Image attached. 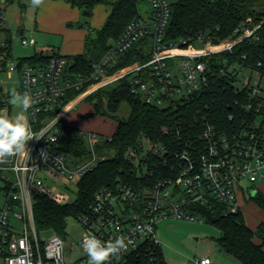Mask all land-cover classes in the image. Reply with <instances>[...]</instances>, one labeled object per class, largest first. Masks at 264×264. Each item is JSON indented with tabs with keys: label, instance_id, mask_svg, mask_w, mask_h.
<instances>
[{
	"label": "built area",
	"instance_id": "2783aa9c",
	"mask_svg": "<svg viewBox=\"0 0 264 264\" xmlns=\"http://www.w3.org/2000/svg\"><path fill=\"white\" fill-rule=\"evenodd\" d=\"M150 1L152 12L132 21L93 64L92 72L75 80L66 76L69 60L65 55L55 54L40 61L15 55L17 37L23 46H34L37 41L24 29H11L0 3V113L16 115L10 103L13 90L29 93L34 103L26 119L41 137L29 141L28 154L0 163V192L5 197L0 207V264H88L83 241L92 235L102 242L121 235L132 241L127 251L113 257L110 264H169L156 236L160 219L197 221L202 216L196 207L209 205L212 200L226 205V212L237 211L241 208L240 194L246 196L240 188L244 179L251 184L247 187L249 197L253 189L259 190L264 181V71L229 65V70L236 73L232 85L240 95L236 104L241 114L230 113L228 130H222L209 115H202L196 121V130L185 131L177 124L175 128L163 127L165 133L174 135V146L169 141L152 140L142 132L138 144L128 147L126 158L131 171L143 180L138 185L119 180L101 188L91 207L74 217L84 226L83 252L76 259H67L66 251L73 248V243L68 244L65 235H41L35 217V193L69 202L64 196H54L52 184L68 187L114 153L100 147L103 138H111L112 132L96 131L84 136L80 132L88 147V154L82 158L63 150L61 123L67 121L72 107L92 92L125 78L130 79L132 93L148 103L168 106L181 101L210 83L213 68L205 58L232 50L237 41L254 32L243 30L239 38L218 44L200 37L197 41L204 42L202 48L193 45L192 49L180 50L166 40L171 1ZM134 46L141 49L144 59L116 68L119 57ZM175 55L181 57V73H174L167 64ZM243 68H248L250 74L240 78ZM8 80L16 82L14 89H6ZM238 81H242V87L237 86ZM85 84L81 93L68 98L70 90ZM198 123L203 125L201 131ZM185 264H214V260L204 255Z\"/></svg>",
	"mask_w": 264,
	"mask_h": 264
},
{
	"label": "trees",
	"instance_id": "16d2710c",
	"mask_svg": "<svg viewBox=\"0 0 264 264\" xmlns=\"http://www.w3.org/2000/svg\"><path fill=\"white\" fill-rule=\"evenodd\" d=\"M7 1L12 3L15 0ZM68 1L90 11H93L96 4L108 2L107 0ZM170 1L172 14L166 31V40L180 50L192 49L200 37L218 44L239 38L243 30H254V32L237 41L232 50L220 51L205 58L213 68L210 72L213 74L210 83L188 98L168 106L148 103L134 95L129 78L102 87L86 96L85 99L93 105L92 114L109 116L117 122L111 138H103L100 143V147L114 153L78 180L77 196L73 201L61 203L45 193H35L34 210L39 229H51L65 235L68 219L87 211L101 188L119 180L138 185L143 178L131 171L126 151L129 146L138 144L142 132L152 140H165L172 145L174 135L171 134L172 132L168 134L163 131L165 125L175 128L177 124L185 131L194 128L196 130L199 128H196L197 119L202 115H209L222 130H228L232 123V120H229L230 113L241 114L236 104L240 95L235 92L232 85L236 73L229 70V65L259 68L264 71V0ZM141 2L143 0L110 2L111 13L95 35H88L84 52L66 56L69 60L66 76L75 80L80 75L90 74L93 64L110 49L112 42L124 33L132 21L142 15ZM184 39L186 42H183ZM51 55L37 52L25 59L48 60ZM119 58L116 68L130 65L144 59V56L141 49L134 46ZM260 63L262 65H259ZM222 67L226 69L225 72L221 71ZM234 67L238 70L236 66ZM86 86L85 84L81 89L70 90L68 98L76 97ZM123 102H128L131 106L127 118L118 115ZM199 126L201 131L203 125ZM61 127L60 142L63 150L77 158L87 155L88 147L80 132L74 130L68 120L62 122ZM244 199L255 202L264 210V192L261 190ZM195 210L221 230V235L217 239L219 247L234 255L239 264H264V220L253 227L247 222L242 208L226 212V205L216 200H212L209 205H199Z\"/></svg>",
	"mask_w": 264,
	"mask_h": 264
},
{
	"label": "rangeland",
	"instance_id": "374dc122",
	"mask_svg": "<svg viewBox=\"0 0 264 264\" xmlns=\"http://www.w3.org/2000/svg\"><path fill=\"white\" fill-rule=\"evenodd\" d=\"M57 1V0H55ZM108 2H101L93 11L86 8L81 9L79 18L66 19V16L59 17L55 25V30L51 31L50 26L46 28L41 27L38 17L39 8L31 6V0H15L8 2L7 0H0L5 8L8 24L15 32L24 29L27 35L31 33L36 38V45L23 46L20 38L15 39V55L17 57H28L35 52H44L45 54H54L52 46L59 47L64 37L74 36L77 30L83 29L90 34L95 35L96 31L103 25V17L107 13L110 2L116 0H107ZM153 10V3L150 0H143L140 4V13L143 16L149 15ZM85 11H90L91 14H86ZM68 16V15H67ZM203 41H196L195 48H202ZM57 49V48H56ZM149 50V46H146ZM181 57L175 55L168 59V65L175 73H181L180 68ZM250 74L248 68H243L240 72V78ZM16 82L8 80L6 89H14ZM238 87H242V81L237 82ZM0 96L2 94L0 93ZM167 105V104H165ZM21 109L14 107V112L17 114ZM131 112V106L128 102H123L119 110V117L127 118ZM91 113V114H86ZM93 113V105L86 99L79 101L67 114V120L73 129L84 133L89 131H96L99 133L110 134L116 126V120L109 116L95 115ZM78 180L72 181L68 187H57L52 184L51 188L55 197H66V200L73 201L77 196ZM248 179L240 182V188L246 194L243 197L240 194L241 208L245 214L247 222L256 227L257 224L264 220V210H262L255 202L245 200L249 197L247 187L250 186ZM5 197L0 192V207L4 205ZM197 221L179 220L173 217L162 218L158 221L156 236L160 241L162 252L165 260L169 264H185L186 261L194 257H201L209 255L214 260V264H239L237 258L222 250L217 242L221 235V230L204 217H199ZM21 226V222L17 221ZM84 232L83 224L74 217H70L67 221V228L65 239L68 244L73 243V248L66 251V258L76 259L82 252L81 239ZM55 234L54 230H42L41 235L49 238ZM1 261V260H0Z\"/></svg>",
	"mask_w": 264,
	"mask_h": 264
},
{
	"label": "clouds",
	"instance_id": "9594fccd",
	"mask_svg": "<svg viewBox=\"0 0 264 264\" xmlns=\"http://www.w3.org/2000/svg\"><path fill=\"white\" fill-rule=\"evenodd\" d=\"M43 0H31L33 8L39 7ZM10 103L21 109L15 116L0 113V163L10 157L29 153L28 143L38 140V136L26 119L27 110L33 105L32 96L13 90L10 93ZM132 241L121 235L113 240L102 242L95 235L84 238V250L87 254L88 264H110L113 257L127 251Z\"/></svg>",
	"mask_w": 264,
	"mask_h": 264
},
{
	"label": "crops",
	"instance_id": "0c3cea01",
	"mask_svg": "<svg viewBox=\"0 0 264 264\" xmlns=\"http://www.w3.org/2000/svg\"><path fill=\"white\" fill-rule=\"evenodd\" d=\"M98 4H96L95 7H97ZM38 8H39L38 17L41 23V27L46 28V26H50V30L54 31L55 25L58 20L57 16L55 15L56 13L59 14V17L66 16V19L77 20L79 18V12L81 7L73 5L68 0H57V1L43 0V3ZM111 9H112L111 5H109V8L107 9V13L103 17V21H100L103 22V25L106 22L109 14L111 13ZM76 33L77 34H75L73 37L72 36L64 37L62 42L59 43L58 45L59 47H56L54 43V45L52 46V50L56 52L54 54L72 56L83 53L85 49L86 38L90 33L88 31H84L83 29L77 30ZM47 55H51V54H47ZM259 190L264 192V181L259 184Z\"/></svg>",
	"mask_w": 264,
	"mask_h": 264
},
{
	"label": "water",
	"instance_id": "95a60500",
	"mask_svg": "<svg viewBox=\"0 0 264 264\" xmlns=\"http://www.w3.org/2000/svg\"><path fill=\"white\" fill-rule=\"evenodd\" d=\"M85 12H86V14H91L90 11H85ZM21 32H23V29H21ZM255 193H256V190L253 189V190H252V195H254Z\"/></svg>",
	"mask_w": 264,
	"mask_h": 264
}]
</instances>
